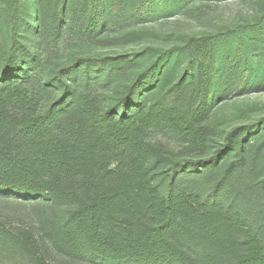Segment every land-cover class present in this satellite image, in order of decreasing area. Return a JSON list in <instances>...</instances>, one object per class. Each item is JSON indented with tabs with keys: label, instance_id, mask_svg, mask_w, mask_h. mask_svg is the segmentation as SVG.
Wrapping results in <instances>:
<instances>
[{
	"label": "trees",
	"instance_id": "16d2710c",
	"mask_svg": "<svg viewBox=\"0 0 264 264\" xmlns=\"http://www.w3.org/2000/svg\"><path fill=\"white\" fill-rule=\"evenodd\" d=\"M183 1L0 0V198L29 208L0 234L34 261L264 264V119L211 118L264 91V21L53 62Z\"/></svg>",
	"mask_w": 264,
	"mask_h": 264
},
{
	"label": "rangeland",
	"instance_id": "374dc122",
	"mask_svg": "<svg viewBox=\"0 0 264 264\" xmlns=\"http://www.w3.org/2000/svg\"><path fill=\"white\" fill-rule=\"evenodd\" d=\"M23 2L28 5V0ZM259 20L264 21V0H184L180 5L157 11L147 19L128 24L124 28H114L93 43L80 41L77 35L73 39L66 36L53 62L64 63L80 56L120 55L149 47L167 49L180 43V37L186 34H217L227 28H243L247 23ZM211 118L219 129L216 142L222 143L225 135L233 128L264 119V91L234 95L218 101ZM258 140L264 141V130ZM28 210L27 206L22 207L13 200L0 198V223H6L10 228L20 227ZM7 218L10 224L6 222ZM4 239L8 238L0 234V264H46L45 261H34L14 239ZM9 247L11 252L7 256L4 251ZM38 249V252L45 251L41 246ZM50 257L49 264H77L65 261L58 255Z\"/></svg>",
	"mask_w": 264,
	"mask_h": 264
}]
</instances>
